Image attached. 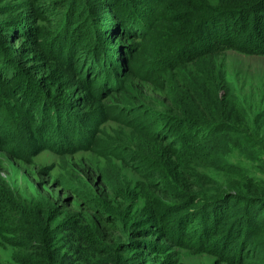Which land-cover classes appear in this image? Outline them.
Wrapping results in <instances>:
<instances>
[{
	"label": "rangeland",
	"instance_id": "obj_1",
	"mask_svg": "<svg viewBox=\"0 0 264 264\" xmlns=\"http://www.w3.org/2000/svg\"><path fill=\"white\" fill-rule=\"evenodd\" d=\"M43 1L0 0V138L7 141L0 143V264H18L26 253L17 233L50 223L62 234V253L80 251L65 237L75 224L99 248L113 249L109 255L121 264H264V56L223 51L217 37L198 35L203 24L179 45L174 39L181 36L168 30L184 26L190 8L202 11L185 0L157 7L156 0H87L77 4L84 12L74 21L76 33L65 29L70 39L49 47L37 33L62 31L59 10H68L50 3L57 14L50 16ZM222 1L205 9H225ZM114 2L118 8L127 2L122 6L146 18L145 27L116 31ZM246 15L234 24L242 46L256 41L250 26L257 15ZM229 20L211 16L205 24L220 37ZM33 41L48 47L40 51ZM98 44L109 50L115 71L106 83L94 65ZM213 78L226 86L218 92L225 103L200 117L217 124L182 126L196 110L191 92L202 91L207 104ZM30 126L45 136L35 156L26 143ZM224 141L241 147L219 150L233 161H211L217 154L211 145ZM190 142L209 149L194 155ZM204 154L208 162L199 163ZM51 215L56 221L49 223Z\"/></svg>",
	"mask_w": 264,
	"mask_h": 264
},
{
	"label": "trees",
	"instance_id": "obj_2",
	"mask_svg": "<svg viewBox=\"0 0 264 264\" xmlns=\"http://www.w3.org/2000/svg\"><path fill=\"white\" fill-rule=\"evenodd\" d=\"M109 1V0H108ZM111 1V0H110ZM138 0H136L137 2ZM150 2L152 0H141L139 3L143 4L144 2ZM165 0H156L155 2V7L159 6L162 2H164ZM187 3L193 4L196 3L195 6H197V4H201L200 8L202 9V11H199V9L197 10L196 8H192L194 9L197 13H193L191 8L189 9L188 13L185 15L186 19H183V23L184 26H181L182 23H179L178 26L174 25L171 27L170 30H168L170 33H172L174 36L180 35V38H175L174 41L178 42L179 45H181V43L183 42L182 39H187L190 35L191 32L196 29L198 30V28L200 27L201 24H203L202 30L200 31V33H198V35L201 36H210V37H217L215 38L219 44V47L223 50H236L238 52H243V54H246V57H255V56H264V5L260 4L261 0H223L222 2H224L223 4H225V6L223 8L225 9H221L220 11H216L219 8H215V9H210V10H206L205 6H212V2L211 0H185ZM193 1H197V2H193ZM42 3V1H41ZM50 3L55 4L58 7L66 8L67 12L62 13L61 10L60 14L62 15L61 17V21L63 22V26H62V31H57L55 32L54 36L53 34L50 35L49 37L48 34H51L49 31H47L48 33H37L36 38L40 39L42 38L43 41L44 40H48V46L51 47V45L53 44V42L56 39H60V41H66L68 39H70V37L68 38L65 37V29H70L71 27V31L72 33H76L74 30L72 31V27L74 25H77V21L78 18L82 17L83 14V10L80 11V9L77 7V4H79L80 6L85 5V3H87V0H55V1H50L47 2L43 1V4L41 6V4L39 5V7L41 6V8L44 11H47V13L50 16H57V14H55V11L50 12V9H52V7L50 5ZM104 3V2H102ZM124 3L127 2H123L121 4V6H119L118 8V3H113V9H110L109 12H111V16H113V13L115 14L114 17H112V19L114 20V29L116 31H121V32H127V27H132L134 26L133 24L135 23H141L142 26L145 27V23H146V18H144L140 13H136V16H132L130 13V10L127 12L125 7H123L122 5ZM82 4V5H81ZM110 4V3H109ZM115 4V5H114ZM221 4V5H223ZM120 5V4H119ZM144 5V4H143ZM150 5V4H149ZM263 7V8H262ZM115 8L118 10L116 12ZM170 9V8H169ZM166 13L169 12V10H165ZM260 11V12H259ZM201 12V13H199ZM248 14L246 15L249 16L251 15L252 17L254 15H257V22L255 21V18L253 17V19H251V26L250 29H252V33H251V39L256 40V41H252V44L250 43L249 46H242L241 44H239L236 40V34H234V30L239 29L238 27H234L235 22H237L238 19H240L239 17H242V15L244 14ZM211 14H215V15H211ZM171 15V14H169ZM209 15V16H208ZM215 16L216 18L219 17L220 19H224V17H231V20H229L228 22H226V24H221L222 28H228L229 26L231 27L229 32L226 33L225 35L220 34V37L216 36L217 34H214L216 29H214V26H210L209 24H205V21L207 18H210L211 16ZM80 16V17H78ZM85 16V15H84ZM234 17V19H232V17ZM86 19H90L92 20L93 18L89 15L86 14ZM148 19H150V15L147 16ZM137 19V20H136ZM80 20V19H79ZM195 20V23H193V21ZM204 21V23H203ZM198 22V23H197ZM224 22V20H223ZM76 23V24H75ZM197 23V24H196ZM62 24V23H61ZM61 24H58V26ZM140 24V25H141ZM244 26L246 27V25L249 24V22H244L243 21ZM136 27V26H134ZM143 27V28H144ZM185 27V29H184ZM142 28V27H141ZM211 28L213 30H211ZM21 30V27L19 28ZM137 30H140L139 27H136ZM255 30V31H254ZM151 31V30H150ZM195 31V30H194ZM16 32L19 33V30L16 29ZM61 32H63V34H61ZM196 32V31H195ZM221 32V31H220ZM93 33H96L95 30L93 31ZM62 35V36H61ZM172 35V36H173ZM224 36V37H223ZM49 38V39H48ZM68 38V39H67ZM172 38V37H171ZM221 39V40H219ZM182 41V42H181ZM33 45L36 49L43 51V49H47L48 46H46L44 44V42L41 41H33ZM101 44L97 45V49L95 50V53H97V55H99V57L101 56V60L100 58H97L96 63H94V65L97 66V71H98V75L103 77L102 82H109L111 78L115 79V71L113 67V63H109L106 61V55L108 53V49L104 50V48L102 46H100ZM43 48V49H42ZM182 51H179V54ZM191 53V51L189 52V54ZM180 55L176 56V58H178ZM188 59V56H186L184 59H182L181 61H185ZM100 62V63H97ZM101 77H99L101 79ZM97 79V78H96ZM214 79V78H213ZM211 98L208 99V103H210L208 105L203 103V92L202 91H198V92H191V97L192 99L197 103L196 106V110L195 113L191 116V120H183L184 124H182V126L184 125H189L187 127H195L197 128L198 125H204V126H208L207 129L210 130L212 129L217 123H210V120H201L200 115L204 114L209 116V110L211 109V107H219V106H223V104L225 103V97L226 94L224 95V97H220L218 95V92L221 89H225L226 86H224V84H222V81H216L214 79V81L211 82ZM96 86V83L93 82L92 84H90V86L88 87L87 91L89 93L90 101L89 103L91 105H94V103H96L95 100V95H93L92 90L94 89V87ZM92 93V94H91ZM208 108H206V106ZM50 109V107H47L46 109ZM54 111H56L54 109ZM202 113V114H201ZM58 115V114H56ZM180 119L183 115L182 112H180ZM222 114H219V116L216 117V119L220 120L222 118ZM224 116H226V114H224ZM78 119L79 116L74 114V120ZM82 119V118H81ZM179 118L177 116L173 117L171 119V121L173 122L172 126L174 127V123L178 120ZM182 121V120H180ZM224 123V122H222ZM215 124V125H214ZM170 126V127H172ZM27 133H28V138H27V145L28 147H30V152L32 153L33 156L37 155L41 149L43 148L41 145V142L43 141V137H45L43 134L38 136L35 134V131L33 130L32 126L30 127H26ZM172 128L169 130L171 131ZM57 131V129H56ZM239 131V130H237ZM59 132H56V134ZM245 134V133H244ZM59 137L60 133L57 135ZM183 135H181L180 137H182ZM239 137H242L241 134H238ZM58 137V139H59ZM243 138H247L249 139L247 136H244ZM61 139H59L60 141ZM0 143L2 145H4L5 143H7V141H5L4 138H0ZM191 143V147L193 150L192 154H196L197 156L199 154H202L201 151H206L207 147H203L200 146V144H197L195 142H190ZM236 144L239 145L238 140L236 141ZM229 144L224 142H221V146L219 148V146H217L216 144H212L211 147L214 149H217V154L216 157H214V160L211 161H223L224 163L228 161V159H230L231 161H233L232 157L233 156H225L223 153H219V150L223 149L225 152L227 151L225 148H241L237 145H235V143H231L230 146H228ZM258 147H260V143L257 142L256 144ZM231 149L228 148V151H230ZM203 151V152H204ZM211 153H213L211 151ZM208 157V156H207ZM204 155H202V159L199 157L198 158V162L205 164L208 162L209 158H207ZM179 159H182L181 156H179ZM223 159V160H222ZM239 169H241V165H238ZM230 196H232V194H230ZM230 200V198H228ZM263 201V200H262ZM264 207V206H263ZM198 210V209H197ZM196 210V211H197ZM189 212H194V211H190V210H185L184 213L190 214ZM54 215H51V218L47 217V219L49 220V223L52 221H56V216L53 217ZM264 217V216H263ZM42 218V217H41ZM264 220V218L262 219ZM42 224V223H41ZM50 225L53 224H46V226L41 225V228H35L34 230L30 231L29 233L26 232V230L22 231L25 234H22V236L20 237V235L17 233L18 237L22 240V242H24L25 244V248H26V253H24L21 257L17 256L15 259L17 260L18 264H121L119 261H117V258H112V256L109 255L108 251H113V249L111 250V248L109 249H105V248H99V244L98 242H96L93 237H91L89 235V231L87 228H82L78 225H71L70 228H68V232L65 234V237L68 240H72L73 242H75V245L80 246V251L78 253H72V254H68V253H62L59 250V246L62 245V237L59 235V233L61 234L59 227L55 224V226L53 228H51ZM260 226H264L263 223H260ZM74 227V228H73ZM62 235V234H61ZM264 241V240H263ZM22 245V244H20ZM264 246V244H263ZM96 256H100L102 257V260L99 262H94L92 261L94 259V257ZM106 257V258H103ZM112 258V260L110 259ZM96 259V258H95Z\"/></svg>",
	"mask_w": 264,
	"mask_h": 264
}]
</instances>
